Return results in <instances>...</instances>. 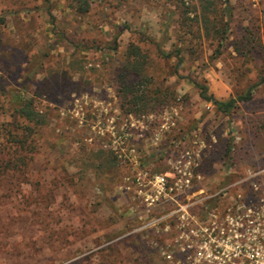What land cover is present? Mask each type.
Here are the masks:
<instances>
[{"label":"rangeland","instance_id":"374dc122","mask_svg":"<svg viewBox=\"0 0 264 264\" xmlns=\"http://www.w3.org/2000/svg\"><path fill=\"white\" fill-rule=\"evenodd\" d=\"M22 1L0 0V97L24 90L47 124L0 176V264H264V0H207L223 39L204 0ZM130 43L167 93L140 113ZM195 81L222 101L257 84L226 115Z\"/></svg>","mask_w":264,"mask_h":264},{"label":"trees","instance_id":"16d2710c","mask_svg":"<svg viewBox=\"0 0 264 264\" xmlns=\"http://www.w3.org/2000/svg\"><path fill=\"white\" fill-rule=\"evenodd\" d=\"M24 1V0H23ZM22 1V2H23ZM26 1V0H25ZM24 1V2H25ZM23 2V3H24ZM26 1V4H28ZM49 2V0H45V3ZM81 2L78 7V11L88 12L89 2L85 0H78ZM203 13H202V22L204 24V32L210 37L211 32H215L213 36L215 38L220 36L222 39L225 38L224 33L229 29L230 23V13L226 2L225 8L222 10L223 12L218 10H211L212 5L214 4L211 1L204 0L203 3ZM27 9V7H25ZM213 12L212 16L210 15L211 11ZM189 12L188 8H184V13L187 14ZM218 24H222L220 29L216 26ZM253 33H250L251 36L247 37V41H252ZM119 33H116V36L111 45L112 49H117V38ZM240 50V49H239ZM166 57H172L173 53H164L160 51ZM180 54V49L176 50L175 55ZM126 61L124 63L125 74L130 70L133 73V76L137 77L136 81H129L124 78L123 81L124 87L123 93L124 96L122 99L126 100L125 103L129 106L127 108L128 112H142L148 111L153 103L157 101H161V97L164 94H167L166 91L162 93L161 88L148 89L147 84L151 82L148 77L144 78L143 70L147 65V55L141 49L139 45H134L130 43L128 46L126 53ZM182 62L181 57L178 58V64ZM175 74H178L175 71ZM264 81V78L262 79ZM197 88L200 90V95L206 101L211 102L219 111L223 112L226 115H230L232 113L233 108L238 101H249L252 98V90L255 89L256 84L252 85L248 88L243 94L238 97H231L228 100H219L213 94H209V87L198 81L194 82ZM4 85H2L0 81V91L3 90ZM5 92V91H4ZM10 96L5 98L0 97V176L4 174H10L20 167L22 164H27L30 161L31 156L35 153L34 147V137L40 133V129L44 128L45 124H47V116L46 113L40 112V109L37 108L35 101L32 97H28L25 95L24 90L22 89H10L8 91ZM163 94V95H162ZM1 96V94H0ZM7 117H13V120H8ZM26 162V163H25ZM137 237V236H136ZM132 236H128L123 238L120 242H114L113 244H109L105 249H110L114 247V244L124 243L126 244L130 241ZM115 252L116 250L113 249Z\"/></svg>","mask_w":264,"mask_h":264},{"label":"built area","instance_id":"2783aa9c","mask_svg":"<svg viewBox=\"0 0 264 264\" xmlns=\"http://www.w3.org/2000/svg\"><path fill=\"white\" fill-rule=\"evenodd\" d=\"M210 107V106H209ZM185 175H184V177L182 178V179H184V182H186V184L185 185H188L189 183H190V181H191V174L192 173H184ZM156 179L159 181V183L162 185V188L164 189V188H166L165 186H166V176L165 175H159V176H157L156 177ZM176 185H178V183H176ZM182 186V185H181ZM257 188V187H256ZM169 190H173V187H169Z\"/></svg>","mask_w":264,"mask_h":264},{"label":"crops","instance_id":"0c3cea01","mask_svg":"<svg viewBox=\"0 0 264 264\" xmlns=\"http://www.w3.org/2000/svg\"><path fill=\"white\" fill-rule=\"evenodd\" d=\"M218 95H215V97L217 98ZM218 99V98H217Z\"/></svg>","mask_w":264,"mask_h":264}]
</instances>
